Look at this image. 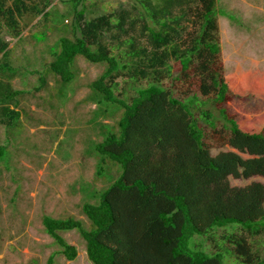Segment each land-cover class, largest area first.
Here are the masks:
<instances>
[{"label": "trees", "instance_id": "1", "mask_svg": "<svg viewBox=\"0 0 264 264\" xmlns=\"http://www.w3.org/2000/svg\"><path fill=\"white\" fill-rule=\"evenodd\" d=\"M53 1L0 0V54L9 45L4 34L19 36L21 20L46 16ZM73 1V37L60 39L50 67L68 81L77 56L106 63L90 88L123 113L120 135L107 134L95 154L118 163L122 173L95 195L97 203L82 205L90 228L71 217H44L60 252L77 256L58 233L77 229L93 264H223V252L264 264L260 244L251 240L264 236V184H230V178L264 177V73L223 75L216 0H138L136 15L122 9L90 20L76 8L81 0ZM136 27L138 35H129ZM105 32L128 36L122 57L105 44ZM125 70L136 85L147 80L128 97L115 92ZM230 224L232 232L223 229ZM196 235L216 252L190 246ZM46 264H54L52 254Z\"/></svg>", "mask_w": 264, "mask_h": 264}, {"label": "rangeland", "instance_id": "2", "mask_svg": "<svg viewBox=\"0 0 264 264\" xmlns=\"http://www.w3.org/2000/svg\"><path fill=\"white\" fill-rule=\"evenodd\" d=\"M81 1L76 8H83L88 20L122 9L137 14L134 6L138 0ZM215 5L223 75L264 73V0H216ZM74 6L73 0H54L46 16H25L21 20L25 27L19 36L4 34L9 45L0 54V264H46L51 254L54 264H93L77 229L58 231L77 248V256L70 260L45 231L43 219L71 217L90 228L82 205L97 203L95 195L122 173L118 163L95 154L96 145L107 134L120 135L117 121L123 113L117 103L90 88L106 69V63H92L77 56L68 81L59 79L50 67L60 39L73 37ZM138 30L136 27L129 35H138ZM120 35L113 38L112 32H105L102 38L112 54L122 57L128 50L122 42L128 36ZM124 73L116 79V93L128 97L147 83L143 79L138 81L141 85H136ZM250 98L252 103L258 102L257 96ZM229 149L215 147L211 154ZM102 160L104 171L98 174ZM252 182L264 184V177L230 178L232 186ZM235 225L223 229L232 232ZM253 239L260 244L263 257L264 236ZM195 245L209 255L216 252L205 236H194L190 246ZM222 261L244 264L235 254L224 252Z\"/></svg>", "mask_w": 264, "mask_h": 264}, {"label": "water", "instance_id": "3", "mask_svg": "<svg viewBox=\"0 0 264 264\" xmlns=\"http://www.w3.org/2000/svg\"><path fill=\"white\" fill-rule=\"evenodd\" d=\"M82 6V1L80 2V7ZM77 33H78V37L79 38H82V33L80 32V31H77Z\"/></svg>", "mask_w": 264, "mask_h": 264}]
</instances>
